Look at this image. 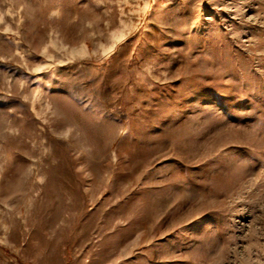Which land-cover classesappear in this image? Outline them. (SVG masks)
<instances>
[{"label": "rangeland", "instance_id": "374dc122", "mask_svg": "<svg viewBox=\"0 0 264 264\" xmlns=\"http://www.w3.org/2000/svg\"><path fill=\"white\" fill-rule=\"evenodd\" d=\"M0 264H264V0H0Z\"/></svg>", "mask_w": 264, "mask_h": 264}]
</instances>
